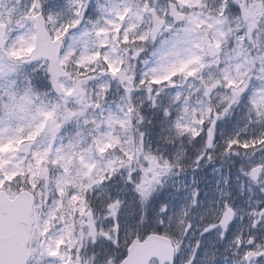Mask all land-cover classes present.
<instances>
[{
	"label": "snow or ice",
	"instance_id": "snow-or-ice-1",
	"mask_svg": "<svg viewBox=\"0 0 264 264\" xmlns=\"http://www.w3.org/2000/svg\"><path fill=\"white\" fill-rule=\"evenodd\" d=\"M0 264H264V0H0Z\"/></svg>",
	"mask_w": 264,
	"mask_h": 264
}]
</instances>
